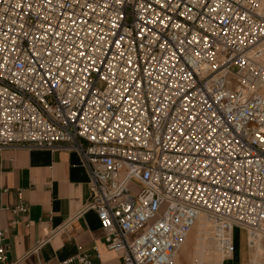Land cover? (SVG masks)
<instances>
[{"label":"built area","instance_id":"obj_1","mask_svg":"<svg viewBox=\"0 0 264 264\" xmlns=\"http://www.w3.org/2000/svg\"><path fill=\"white\" fill-rule=\"evenodd\" d=\"M263 1L0 0V150L77 153L84 211L120 264H177L201 217L224 256L234 229L253 248L264 240ZM92 250L64 264H94Z\"/></svg>","mask_w":264,"mask_h":264},{"label":"crops","instance_id":"obj_2","mask_svg":"<svg viewBox=\"0 0 264 264\" xmlns=\"http://www.w3.org/2000/svg\"><path fill=\"white\" fill-rule=\"evenodd\" d=\"M88 201L89 173L77 153L22 144L1 149L0 227L7 231L8 264H64L81 251L93 254V247L101 255L94 264H120L119 254L104 246L96 214L84 211ZM20 204L26 213H14ZM237 237L240 248L234 259L254 264ZM259 248L264 255V241Z\"/></svg>","mask_w":264,"mask_h":264},{"label":"rangeland","instance_id":"obj_3","mask_svg":"<svg viewBox=\"0 0 264 264\" xmlns=\"http://www.w3.org/2000/svg\"><path fill=\"white\" fill-rule=\"evenodd\" d=\"M260 8H261L260 12L264 14V1L262 2ZM260 48H264V42L263 44L260 45ZM201 221H203V223L206 222L209 228L208 233L204 235H200L198 231V224ZM211 232H212V227L209 224V222L203 218L199 219L196 226L192 229L191 233L189 234L186 242L183 244V246L181 247V249L177 254L176 257L177 264H199L198 262H201V264H238V262L234 259L236 258L240 248L238 243L237 242L235 243L234 241V235L236 233L239 236L237 237L238 238L237 241L243 240L244 241L243 244L246 250H249L252 253L254 264L261 263V260L263 259L264 255L263 252L259 250L260 249L259 247L261 246V243L264 240L256 242V245L253 248H250L247 244V238H248L247 231L242 228L234 229L232 232V238L236 251L231 256H224L222 253L217 251L214 244L210 240ZM202 243L204 244V247L207 245L208 248L203 249V247L202 248L198 247V245H202Z\"/></svg>","mask_w":264,"mask_h":264},{"label":"bare ground","instance_id":"obj_4","mask_svg":"<svg viewBox=\"0 0 264 264\" xmlns=\"http://www.w3.org/2000/svg\"><path fill=\"white\" fill-rule=\"evenodd\" d=\"M201 218L205 219L204 217H201ZM201 218H200V219H201ZM208 230H209V228H208L206 222L203 223V221H201V222L198 224V231H199V234H200V235H204V234L208 233ZM200 239H201V238H200ZM200 239H199V240H200ZM201 240H202V239H201ZM203 240H204V239H203ZM198 247H200V248L203 247V249L208 248L207 245L204 247V244H203V243H202V245H198ZM200 259H201V258H200ZM202 260H204V259H202ZM198 263L201 264V262H198Z\"/></svg>","mask_w":264,"mask_h":264}]
</instances>
